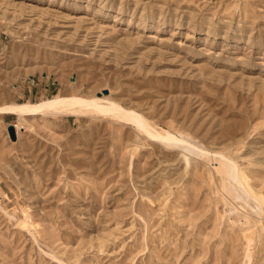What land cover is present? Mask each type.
I'll use <instances>...</instances> for the list:
<instances>
[{"label":"rangeland","instance_id":"374dc122","mask_svg":"<svg viewBox=\"0 0 264 264\" xmlns=\"http://www.w3.org/2000/svg\"><path fill=\"white\" fill-rule=\"evenodd\" d=\"M54 95L180 140L0 112V264H264V0H0V105Z\"/></svg>","mask_w":264,"mask_h":264},{"label":"bare ground","instance_id":"6f19581e","mask_svg":"<svg viewBox=\"0 0 264 264\" xmlns=\"http://www.w3.org/2000/svg\"><path fill=\"white\" fill-rule=\"evenodd\" d=\"M85 109L98 113H109L112 116L133 122L139 130L152 137H164L167 138L166 140H180V138L173 135L164 136L157 130H154V128L151 127V124L139 112L126 109L115 101H105L104 97L97 95L91 96L89 98L79 95H54L53 97L41 99L36 102H12L0 105V112L19 115H27L38 112L45 113L48 111L74 112L77 114ZM13 125L16 128L17 134L19 135V125L15 123Z\"/></svg>","mask_w":264,"mask_h":264},{"label":"water","instance_id":"95a60500","mask_svg":"<svg viewBox=\"0 0 264 264\" xmlns=\"http://www.w3.org/2000/svg\"><path fill=\"white\" fill-rule=\"evenodd\" d=\"M9 132L13 139H15V127L13 124L9 125Z\"/></svg>","mask_w":264,"mask_h":264}]
</instances>
